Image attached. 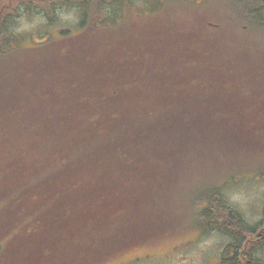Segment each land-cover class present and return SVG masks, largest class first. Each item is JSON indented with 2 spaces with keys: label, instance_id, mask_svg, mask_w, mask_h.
<instances>
[{
  "label": "trees",
  "instance_id": "1",
  "mask_svg": "<svg viewBox=\"0 0 264 264\" xmlns=\"http://www.w3.org/2000/svg\"><path fill=\"white\" fill-rule=\"evenodd\" d=\"M10 1L0 264H106L193 230L231 240L220 264H260L264 209L248 226L217 181L264 178V0L172 24L139 20L144 0H77L91 29L28 49L10 28L31 0Z\"/></svg>",
  "mask_w": 264,
  "mask_h": 264
},
{
  "label": "rangeland",
  "instance_id": "2",
  "mask_svg": "<svg viewBox=\"0 0 264 264\" xmlns=\"http://www.w3.org/2000/svg\"><path fill=\"white\" fill-rule=\"evenodd\" d=\"M56 1L49 5L46 0H31L30 8L21 6L16 10L17 15L11 22L10 31L22 42H17L15 47L23 49L33 47L46 37V33L58 37L67 30L76 35L79 30L83 29L85 33L91 29L87 19L84 24L82 23L84 16L79 13L78 6H74V1L77 0H66L68 3ZM228 2L231 0H180L159 4L158 0H144L141 5L147 8L136 12L139 20L144 17V24L148 21L172 24L175 22V16L203 17L212 15L222 8L224 12L227 10L231 12L232 7H228ZM156 4L157 7L154 6ZM222 181L223 179L217 182L219 185L221 183L223 201L235 209L248 226L258 224L263 218L264 178L245 172L235 180L231 179L225 183ZM189 230L192 229H189L188 225L184 227V231ZM180 234L134 249L106 264H220L221 252L231 242L229 238L217 232L193 230ZM255 257L260 264H264V247L257 250Z\"/></svg>",
  "mask_w": 264,
  "mask_h": 264
},
{
  "label": "flooded vegetation",
  "instance_id": "3",
  "mask_svg": "<svg viewBox=\"0 0 264 264\" xmlns=\"http://www.w3.org/2000/svg\"><path fill=\"white\" fill-rule=\"evenodd\" d=\"M12 1V0H11ZM11 1L9 2V5L8 6H10V3H11ZM49 3H53L55 0H47ZM57 1H60V0H57ZM56 1V2H57ZM64 1V0H63ZM161 4H163L164 2H165V0H158ZM61 2H62V0H61Z\"/></svg>",
  "mask_w": 264,
  "mask_h": 264
}]
</instances>
